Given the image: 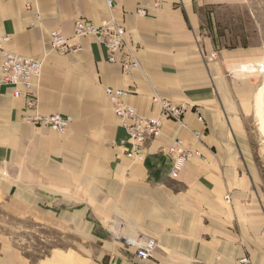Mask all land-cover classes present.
I'll use <instances>...</instances> for the list:
<instances>
[{"label":"crops","instance_id":"crops-1","mask_svg":"<svg viewBox=\"0 0 264 264\" xmlns=\"http://www.w3.org/2000/svg\"><path fill=\"white\" fill-rule=\"evenodd\" d=\"M111 18L137 48L140 68L129 75L107 62L93 37L81 39L77 54L51 50V32L70 38L76 20L98 25ZM1 36L9 37L6 50L41 61L33 90L37 112L72 121L64 134L25 123L30 111L24 97L15 98L13 86H0L3 207L59 239L40 257L4 245L0 264H239L242 258L264 264V164L256 146L264 86L262 5L0 0ZM108 87L130 90L123 101L141 116H158L152 100L158 95L198 108L202 121L192 109L181 122L163 121L143 162L131 163L118 144L126 134ZM173 139L198 153L176 178L168 175L172 158L163 151ZM149 241L155 247L140 259L137 251Z\"/></svg>","mask_w":264,"mask_h":264},{"label":"built area","instance_id":"built-area-1","mask_svg":"<svg viewBox=\"0 0 264 264\" xmlns=\"http://www.w3.org/2000/svg\"><path fill=\"white\" fill-rule=\"evenodd\" d=\"M110 7L111 2H107ZM157 5V4H156ZM136 14L144 16L146 11L138 9ZM35 19L39 15L35 13ZM93 37L106 52L109 63L119 64L121 72L129 75L133 70L140 68L137 57V48L128 44L125 28L115 20L108 19L101 24H93L84 20H76L73 27V35L70 38L63 36L59 31L50 34V47L55 53L66 56L82 51L81 39ZM9 40L8 36L0 37V86H13V96L25 99V109L30 113L23 116L25 123L40 128H48L51 131L64 134L68 130L71 118L60 114L44 115L36 110L37 99L33 90L37 86L40 77L41 61L38 59L23 57L5 49L4 44ZM131 93L130 90L106 88L105 94L110 101L119 126L125 131L126 137L118 142L123 148L125 157L131 163H141L146 156L147 144L158 139L162 135V123L165 120L181 122L187 110L192 109L199 121H202L200 110L194 106L177 105L158 95L152 100L160 107V113L155 117L139 115L131 106L124 103L123 99ZM182 127L186 128L182 124ZM195 139H199L200 132H192ZM171 156L172 165L168 171L171 178H176L186 162L197 152L187 148L180 139H173L163 150ZM226 201L229 197L226 196ZM264 235V234H263ZM155 247L153 241H149L144 248L137 251V257L146 260L150 257ZM239 264H249L247 258H242Z\"/></svg>","mask_w":264,"mask_h":264},{"label":"rangeland","instance_id":"rangeland-1","mask_svg":"<svg viewBox=\"0 0 264 264\" xmlns=\"http://www.w3.org/2000/svg\"><path fill=\"white\" fill-rule=\"evenodd\" d=\"M254 7L262 5V43L264 44V0H250ZM258 105L260 114L258 126L261 127V135L257 141L259 155L258 163L264 164V86ZM263 152V154H262ZM59 239L50 231L42 228L38 223L30 219H19L4 209L0 198V248L4 245L13 246L15 249L28 253L33 257L46 256L57 247Z\"/></svg>","mask_w":264,"mask_h":264},{"label":"bare ground","instance_id":"bare-ground-1","mask_svg":"<svg viewBox=\"0 0 264 264\" xmlns=\"http://www.w3.org/2000/svg\"><path fill=\"white\" fill-rule=\"evenodd\" d=\"M259 98V97H258Z\"/></svg>","mask_w":264,"mask_h":264}]
</instances>
